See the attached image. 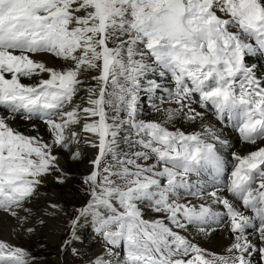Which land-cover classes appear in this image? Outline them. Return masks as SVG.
I'll use <instances>...</instances> for the list:
<instances>
[{
    "label": "snow or ice",
    "instance_id": "1",
    "mask_svg": "<svg viewBox=\"0 0 264 264\" xmlns=\"http://www.w3.org/2000/svg\"><path fill=\"white\" fill-rule=\"evenodd\" d=\"M257 60L264 0H0V264H42L14 241L62 220L61 252L84 221L104 241L89 264L264 259ZM142 100L164 118H141ZM84 160L88 199L69 219L66 163ZM217 231L220 251L205 247Z\"/></svg>",
    "mask_w": 264,
    "mask_h": 264
},
{
    "label": "bare ground",
    "instance_id": "2",
    "mask_svg": "<svg viewBox=\"0 0 264 264\" xmlns=\"http://www.w3.org/2000/svg\"><path fill=\"white\" fill-rule=\"evenodd\" d=\"M160 94V93H159ZM150 104L144 103L143 100L141 101V118H143L146 121L150 120H162L164 118L162 112H157L154 110L149 109ZM166 106V105H165ZM2 111V110H0ZM206 121L212 122V123H218L214 117L211 114L206 113ZM15 126H17L21 131L27 132L29 130L28 122L23 120H17L14 122ZM199 122H197L198 124ZM178 126L185 128L186 130H191L192 128H195L196 125H189L186 123L178 122ZM41 131L43 132V127L41 128ZM46 134V133H45ZM226 134L229 136L231 142L235 146V150L241 154H247L248 152L254 150L255 146L250 144H243L239 141V139L235 136L233 132H231L229 129H226ZM89 154V158L91 157L94 150L87 149L86 150ZM81 163V168L84 172L88 169L87 160H84ZM66 167L68 170L73 167V162L67 161ZM64 190V189H63ZM61 199L64 201L65 206L66 199H69L72 194L70 192H63L60 190ZM65 223L62 220L58 225L55 226V231H52L51 229H45L43 232H41V236L46 238V242L50 246V248L59 247L60 243L64 240L63 235H66V232L69 230L68 225L66 223V231L63 232ZM78 233L81 237L79 241L76 242L75 247L79 248V250L82 253V256L86 260H91L93 257L97 256L98 254L103 252V247L101 246V242L98 241L97 236L94 234L93 229L91 226H89L87 221H84L82 226L78 229ZM0 235H3L4 237L8 236V231L6 228H4L2 231H0ZM40 235L34 236L32 238L28 237H22L19 240H15V243H19L20 245H27L29 242V239H39ZM89 235L90 239L88 242H84L83 238ZM229 241L225 238V235L223 232L217 231L213 233L212 237L205 243V247H208L210 249H213L215 251L222 250ZM48 259V258H47ZM50 261V260H49ZM69 260L67 259L66 253L59 252L58 256L56 257V262H59L60 264H67ZM44 264V263H43ZM47 264V263H46ZM252 264H264V259L259 258L258 256L254 255L252 257Z\"/></svg>",
    "mask_w": 264,
    "mask_h": 264
},
{
    "label": "rangeland",
    "instance_id": "3",
    "mask_svg": "<svg viewBox=\"0 0 264 264\" xmlns=\"http://www.w3.org/2000/svg\"><path fill=\"white\" fill-rule=\"evenodd\" d=\"M69 171L73 174L71 183L68 184L66 187H64L63 188L64 190L61 189V191H63L64 193L70 192L72 194V196L69 199H66V204H67V209L69 212V219H70L71 217L75 215V208L84 204V202L88 199V197L84 194V192L81 191V185L79 183L80 176L85 173L81 168V163L73 162V167L70 168ZM64 223H65V226H64L63 232L66 231L67 222L64 221ZM68 236H69V230L66 232V235H63V239L64 240L67 239ZM89 239H90L89 235H86L83 238L84 242H88ZM28 242L29 243L26 246L25 245H21V246L30 250L40 261H42V264L43 263L44 264L46 263L47 264H60L59 262H56V257L58 256L60 252L59 247L50 248V246L46 242L45 237L40 235L39 239H36V240L29 239ZM103 244L104 242H102L101 246H103ZM42 245H46V247H43ZM75 248H76L75 252L69 251V250H65L61 252V253H64V252L66 253L67 259L69 260L67 264H89L90 260H86L84 256H82V253L79 250V248L77 247Z\"/></svg>",
    "mask_w": 264,
    "mask_h": 264
}]
</instances>
